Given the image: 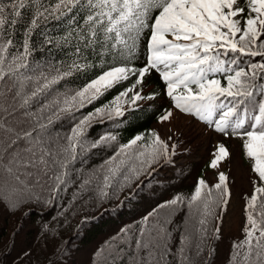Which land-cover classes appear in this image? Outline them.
<instances>
[{"label":"snow or ice","instance_id":"obj_1","mask_svg":"<svg viewBox=\"0 0 264 264\" xmlns=\"http://www.w3.org/2000/svg\"><path fill=\"white\" fill-rule=\"evenodd\" d=\"M27 3L28 0H14L8 14H5V5L0 4V32L6 24H17V18L21 17V10ZM78 6L87 9L84 17L86 27L77 33V39L83 41L87 48L99 45L106 51L115 49L120 55L125 52L131 55L142 32L148 29L146 64L138 70L126 66L108 67L82 87L60 93L53 101L55 110L44 118L47 123L37 120L36 126L31 129L18 128L16 124L19 121L0 118V170L7 174L0 177V182L8 185L10 190L9 195L0 198V206L18 208L24 202L23 193L26 192L29 199L39 201V196L33 197L30 193L32 181L28 178H34L37 185L43 180L53 196L59 193L66 183L70 165L86 148H96L117 139L115 135L106 134L88 144L84 136L91 122L105 116L109 119L125 118L128 112L125 104L134 111L138 107L137 101L155 99L158 93L144 94L145 76L155 70L164 83V94L170 98L172 108L198 118L216 133L242 141L245 156L253 161L254 191L246 198L245 239L233 243L234 255L230 264H264V83H257L258 80L264 81V62L242 66L244 57L259 56L264 61V0H57L54 7L36 8L25 31L23 52L13 56L8 72L4 70V54L8 52L12 40L0 43V81L27 67L25 61L30 54L29 41L33 31L40 26L41 18L44 21L49 17L58 20ZM76 52L79 54L81 49L77 47ZM92 67L95 65L86 60H74L63 70L55 69V74L41 73L36 77L30 94L21 96V92L16 91L9 98L0 91V98H3L0 113L11 116L16 111L15 103L5 106L9 99L15 101L20 97L22 102L19 107L26 108L62 80ZM130 76L135 77L130 86L111 102L84 115L71 129V134L64 138L66 143L61 144L59 138L50 139V134L44 135L53 123V116L80 111ZM26 79L31 80L32 77ZM8 91L11 92V89ZM44 107L48 108V105ZM173 116L172 110L164 109L158 119L160 123H167ZM141 141H145L146 146L138 145ZM171 141L172 136L162 138L152 130L147 137L138 134L121 145L115 155L101 166L102 180L93 177L98 180V196L101 199L109 197L107 189L113 188L117 176H122L130 184L133 176L139 179L154 164L170 163L178 147V142L173 144ZM140 147H145V150L140 151ZM230 155L226 145L218 143L210 167L218 168L220 162ZM133 160L139 167L130 163ZM218 179L219 183L214 187L220 190V199L227 205L230 195L228 177L220 172ZM90 183L91 179L84 181V185ZM203 187L206 185L201 179L189 207L197 201L203 204L197 231L206 236L207 217L212 214V209L207 200L201 199ZM182 202L183 197L176 196L159 207ZM152 215L149 213L144 220L148 221ZM219 232L220 228H215L217 238ZM121 233L127 235L128 229H121ZM143 237V229L139 238L130 237L135 247L131 254L133 264H160L171 252L167 228L161 225L155 236ZM179 251L183 264L187 259L183 256L185 249L180 248Z\"/></svg>","mask_w":264,"mask_h":264},{"label":"trees","instance_id":"obj_2","mask_svg":"<svg viewBox=\"0 0 264 264\" xmlns=\"http://www.w3.org/2000/svg\"><path fill=\"white\" fill-rule=\"evenodd\" d=\"M56 2L57 0H28L26 7L21 10V17L17 18V24L15 26L5 25L3 32H0V43L8 39L12 40V45L4 54L5 72L9 71L13 56L23 52L25 31L36 8L40 7L41 10L51 8ZM13 3L14 0H0V4L5 5V14L10 13V6ZM86 14L87 9L78 6L58 20L49 17L44 21L41 18L40 26L33 31L29 41L30 54L25 61L27 67L19 69L15 75L6 76L3 81H0V91L5 92L9 98L16 91H20L21 96L30 94L35 87L36 77L41 73L55 74V69L63 70L74 60L79 62L86 60L95 67L84 72H76L73 76L62 80L50 92L34 99L26 108L19 107L22 102L20 97H17L15 101L9 99L5 106L15 103L16 111L11 116L0 113V118L11 122L19 121L16 124L18 128L31 129L36 126L37 120L40 123H47L44 118L55 110L53 101L60 93L82 87L95 78L100 71L107 70L111 66H126L137 70L145 66L148 55V29L142 32L135 51L131 55L126 52L120 55L115 49L106 51L99 45L87 48L83 41L77 39V33L86 27L84 25ZM77 47L81 49L79 54L76 52ZM243 61L242 66L245 67L248 63L264 62L259 56L244 57ZM26 77H32V79L29 80ZM134 79L135 77L130 76L128 80L112 88L100 99L80 111L60 113L59 117L53 116V123L44 135L49 136L50 134V139L59 138L61 144L66 143L64 138L71 134V129L84 115L111 102L120 92L129 87ZM145 81V94L158 93V95L153 100L137 101V105L145 101L153 102L156 99H167L170 104L156 105V107L153 104L147 107L138 106L134 111L129 108L128 104H125L124 107L128 109L125 118L109 119L105 116L103 119L93 120L84 136L88 144L106 134L115 135L116 141L96 148H86L70 165L66 183L61 186V190L55 196L49 193L43 180L40 185H37L34 178H28L32 181L29 185L31 195L39 196L40 200L29 199V193L26 192L23 193L24 202L18 208L0 206V264H69L77 250L99 240L100 235L112 224V220H116L114 226L120 225L122 216L116 215L119 210L123 211L125 202L126 204L132 202L129 199L132 196L130 194L131 184L125 182L122 176H117L113 181V188L107 189L109 197L101 199L97 194L98 180L93 177L97 176L102 180L101 166L115 155L121 145L128 143L138 134L147 137L154 127L159 125L158 118L163 114L164 109L174 110L170 98L164 94V83L155 70L145 76ZM257 83H264V81L258 80ZM4 84L10 86L8 90L11 89V92L2 88ZM150 87L152 89L148 91ZM2 100L3 98H0V101ZM45 105H48V108H45ZM25 113L31 115H25ZM180 115L188 117V114ZM196 122L214 132L204 122L200 120ZM182 136L180 134L177 139L182 140ZM148 142L150 143V140ZM176 143L177 141L173 142V144ZM138 145L146 146V142H138ZM139 150L144 151L145 147H140ZM130 163L139 167L135 160ZM160 166L161 163L154 164L149 170L155 168V171L160 172ZM6 176L7 174L0 170V177ZM89 179L91 183L84 185V181ZM9 194V186L0 182V198ZM118 197L122 199L120 203H117ZM45 201H50V203H45ZM112 216L115 217L112 219ZM85 220L87 222H84ZM125 226L123 225V229H126ZM175 227L173 225V228ZM179 250L180 247L173 254L166 255L160 264H181ZM183 256L187 257L185 253ZM105 259L107 260L103 261L104 264H133L126 256L120 259L114 256L105 257ZM183 264H193V262L190 257H187Z\"/></svg>","mask_w":264,"mask_h":264},{"label":"rangeland","instance_id":"obj_3","mask_svg":"<svg viewBox=\"0 0 264 264\" xmlns=\"http://www.w3.org/2000/svg\"><path fill=\"white\" fill-rule=\"evenodd\" d=\"M8 87L10 88L7 84L2 85L3 89L8 90ZM151 89L152 87L148 91ZM165 100L145 101L138 106L147 107L153 104L156 107L170 104L167 99ZM172 111L174 116L171 121L159 123L154 130L162 138L172 136L171 143L177 141L179 151L175 150L170 163H161L160 172L153 168L151 171L147 169L143 172L139 179L133 176L130 183L132 196L129 197L132 202L128 204L125 202L123 211L119 210L116 215L122 216L120 225L114 226L116 220H112V224L100 235L99 240L77 250L69 264H104L103 261L107 260L105 257L111 256L119 259L126 256L133 263L131 254L134 253L135 247L130 237L139 238V232L143 229V239H148L150 235L157 234V229L161 225L170 233L169 255L180 247L185 249L184 253L190 257L193 264H230L234 255L233 243L245 239L243 229L246 224V198L254 191L255 173L251 171L253 161L245 156L240 139L237 138L238 141L235 138L217 135L198 124L196 122L198 118L191 115L182 117L178 110ZM180 134L183 135L182 140L177 139ZM218 143H224L231 155L221 161L218 168H212L210 164ZM220 172H224L228 177L230 195L227 197V205L220 199V190L214 187L219 183ZM201 179L206 185L202 188L201 199L207 200L212 209V214L207 217L206 236L197 231L200 227L198 221L201 218L203 204L197 201L189 207V201ZM176 196L183 197V202L174 206L159 207ZM121 200L118 197L117 203ZM259 202L258 200V205ZM149 213L153 215L145 221L144 217ZM114 217L112 216V219ZM167 221L170 223H166ZM123 225L128 229L127 235L121 233ZM173 225L176 227L173 228ZM217 227L220 228L218 238L214 234ZM184 237L188 239L183 240ZM121 248L123 250L119 251Z\"/></svg>","mask_w":264,"mask_h":264}]
</instances>
